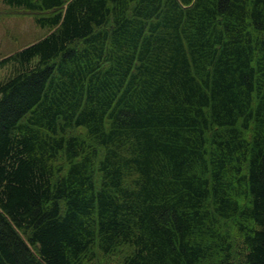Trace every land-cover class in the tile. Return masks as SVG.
<instances>
[{
	"label": "trees",
	"instance_id": "16d2710c",
	"mask_svg": "<svg viewBox=\"0 0 264 264\" xmlns=\"http://www.w3.org/2000/svg\"><path fill=\"white\" fill-rule=\"evenodd\" d=\"M0 264H264V0H2Z\"/></svg>",
	"mask_w": 264,
	"mask_h": 264
},
{
	"label": "rangeland",
	"instance_id": "374dc122",
	"mask_svg": "<svg viewBox=\"0 0 264 264\" xmlns=\"http://www.w3.org/2000/svg\"><path fill=\"white\" fill-rule=\"evenodd\" d=\"M46 32L47 29L38 27L33 16L18 14L0 0V57L41 38ZM6 72V67L0 69V77Z\"/></svg>",
	"mask_w": 264,
	"mask_h": 264
}]
</instances>
